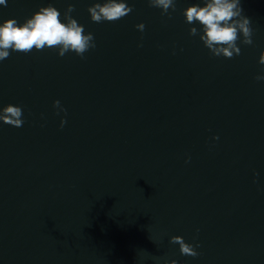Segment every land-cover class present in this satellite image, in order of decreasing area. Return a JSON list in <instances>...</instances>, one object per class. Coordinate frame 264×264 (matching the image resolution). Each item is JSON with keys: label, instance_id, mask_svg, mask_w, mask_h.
<instances>
[{"label": "water", "instance_id": "95a60500", "mask_svg": "<svg viewBox=\"0 0 264 264\" xmlns=\"http://www.w3.org/2000/svg\"><path fill=\"white\" fill-rule=\"evenodd\" d=\"M95 2L0 5V24L22 25L49 3L66 23L73 3L96 43L84 59L45 47L0 61V109L24 120L0 121V264H264V0H241L254 43L232 59L189 34L202 26L183 12L203 0H176L171 18L127 0L102 23Z\"/></svg>", "mask_w": 264, "mask_h": 264}, {"label": "clouds", "instance_id": "9594fccd", "mask_svg": "<svg viewBox=\"0 0 264 264\" xmlns=\"http://www.w3.org/2000/svg\"><path fill=\"white\" fill-rule=\"evenodd\" d=\"M150 7L161 9V15L171 18V11L176 10V0H147ZM0 5L7 6V0H0ZM186 8L183 15L186 23L195 24L199 22L201 29L192 27L189 34L199 35L205 47L216 57L223 56L232 59L241 54L238 41L244 45H252L254 29L252 20L244 14L241 0H203ZM75 11V4L70 3L64 13V20L60 19V11L51 3L47 7H41L31 18L21 25L16 19H8L0 24V61L7 59L11 51L30 53L43 51L45 47L58 49L59 56L63 57L68 52H74L82 59L90 49L96 48L94 34H85V28L79 24L71 15ZM133 11L127 0H96L88 8L91 20L95 23L104 21L115 22L127 16ZM136 28L143 32L145 25L140 23ZM243 37L241 40L240 37ZM142 46V45H141ZM259 63L264 65V52L259 57ZM257 81H264V75H257ZM53 107L67 114L59 100L54 101ZM23 110L12 104L0 109V121L14 127H22ZM67 124V119L61 120V128ZM218 140L219 136L214 137ZM190 159V158H189ZM188 162V161H186ZM258 175V173H257ZM170 243L178 244L183 255L196 257L199 253L193 245L185 242L182 236H173ZM171 264H177L172 260Z\"/></svg>", "mask_w": 264, "mask_h": 264}]
</instances>
